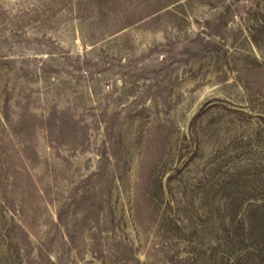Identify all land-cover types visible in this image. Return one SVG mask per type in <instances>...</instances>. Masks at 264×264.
<instances>
[{
    "label": "rangeland",
    "instance_id": "rangeland-1",
    "mask_svg": "<svg viewBox=\"0 0 264 264\" xmlns=\"http://www.w3.org/2000/svg\"><path fill=\"white\" fill-rule=\"evenodd\" d=\"M0 264H264V0H0Z\"/></svg>",
    "mask_w": 264,
    "mask_h": 264
}]
</instances>
